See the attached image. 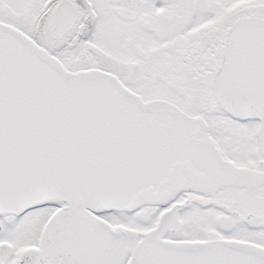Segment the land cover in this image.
Returning <instances> with one entry per match:
<instances>
[{
  "label": "snow or ice",
  "instance_id": "1",
  "mask_svg": "<svg viewBox=\"0 0 264 264\" xmlns=\"http://www.w3.org/2000/svg\"><path fill=\"white\" fill-rule=\"evenodd\" d=\"M0 264H264V0H0Z\"/></svg>",
  "mask_w": 264,
  "mask_h": 264
}]
</instances>
